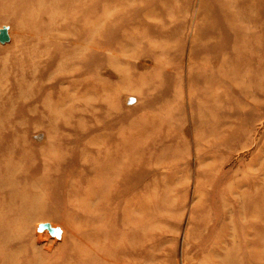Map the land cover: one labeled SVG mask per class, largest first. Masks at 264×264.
<instances>
[{
  "label": "rangeland",
  "instance_id": "rangeland-1",
  "mask_svg": "<svg viewBox=\"0 0 264 264\" xmlns=\"http://www.w3.org/2000/svg\"><path fill=\"white\" fill-rule=\"evenodd\" d=\"M17 1L0 2V159L24 160L30 196L45 180L35 193L45 211L6 234L16 240L2 253L64 264L84 247L72 232L103 222V252L117 247L119 264H264V0H167L164 14L153 0H87L84 42L21 25L38 4ZM77 45L85 71L74 85L55 69ZM94 163L106 174L82 181L105 204L84 210L68 190ZM128 194L141 207L123 219ZM44 220L66 231L63 244L38 242Z\"/></svg>",
  "mask_w": 264,
  "mask_h": 264
},
{
  "label": "bare ground",
  "instance_id": "bare-ground-1",
  "mask_svg": "<svg viewBox=\"0 0 264 264\" xmlns=\"http://www.w3.org/2000/svg\"><path fill=\"white\" fill-rule=\"evenodd\" d=\"M31 1L32 0H19L17 2L18 4L19 3L22 4L27 9L26 4L31 3ZM166 1L167 0H153L151 4L149 2L148 3L153 8L152 11L154 13L159 10H163V14H164V13H167L169 9L166 7ZM0 2H3V0H0ZM32 3H35L36 5L38 4V5L36 6L35 9L34 8L30 9V14L27 16V18L23 17L21 19L20 21L21 25H23V22H26V20H31V22L27 23L28 24L27 26H29L30 24V25H33L34 28L35 27L39 28V30L37 31V34L40 33L41 36H49V37H55V38L59 37L61 39L65 38L67 40L72 39L75 41L84 42V38H85L84 33H85V27H86L85 15L86 13L88 14L87 9L89 10V6L93 2H90L87 0H33ZM30 6L31 4H29V7ZM17 8L18 7H15V9L12 10V13H17L18 11ZM149 10L150 9H148V11ZM131 16L133 17V20H132L133 22L139 20L138 18L139 14H134ZM0 22H1L0 27L7 25L1 19H0ZM65 26L70 27V29H72L73 32L56 33L59 29L64 28ZM7 33L8 32L5 29L0 30V40H3V36H6ZM122 33H124V31L121 32L119 36L120 35L122 36L123 35ZM69 34L71 35L70 37L72 38L68 37ZM130 35L131 34L127 33V35L122 37L120 42L122 43L123 39H125L126 42L130 41ZM108 37L109 35L103 36V38H108ZM116 44H119V42H116ZM107 47L109 49L111 47L112 48L115 47V45L114 46L108 45ZM63 52L64 50H62L61 55L63 54ZM82 54H83V50H81V47L77 45L76 49L68 53V55L63 59V61L61 62V65L56 67L55 70L58 73V75L62 77H64L65 75H68L70 77H77V79L82 78L84 71H85V60L83 59ZM119 54L123 56L131 57L127 53V51L119 52ZM46 57L48 58L47 59L48 61L46 62L47 64L48 62L56 60L58 58V54L53 52L52 54H49V57L48 55H46ZM47 67L50 68L51 66H47ZM69 68L70 69L72 68V71L70 72V74H67L65 69H69ZM25 74H23V76ZM46 77L47 79H50L53 76L52 74H48L46 75ZM81 81L82 79L81 80L78 79L73 84L76 85L77 83ZM109 153L112 154V152H109ZM117 160L119 159L117 158ZM23 161L24 160L22 159H14L11 156H8L6 159L4 158L0 159V264H46V263H43L44 261L40 257L39 258H35L36 256L32 258H29L27 256H22L19 258L11 257V256L7 257L2 253L4 251L11 249L8 243H11L12 241L16 240L13 237L3 238L6 234H10L14 230H16L19 226L18 225L19 222H21L23 218L33 219L34 216L36 215L39 216L41 212L45 211V209L42 208L44 206V200L42 201V199L37 194H35L41 188V185L45 180H43L42 177L36 178L29 187L30 191H32V195L30 196L27 193H25L24 190L25 189L27 190L28 187L26 186L27 185L26 176L25 174L21 172ZM47 164L48 162H45L43 165L47 166ZM109 164H113V161H111ZM123 164L130 166L129 165L130 161H129L128 156L124 158ZM105 169H107V167H106V164L104 163L103 164H98V163L88 164L84 168H81V170L79 169V172L81 173L78 178V181L74 182V187L73 188L71 187L70 188L71 190H68L70 194L73 190L74 192L73 200L75 202L80 201V203L84 206L83 207L84 210L89 208L94 200L98 204L96 209L102 208L104 206L105 202L102 204V199L100 198L99 193L97 195H93L89 193L94 185L93 179L88 180L90 182H87V184L86 182L84 184L82 179L85 180L84 176L86 174H92L95 171L96 172L101 171L105 175L106 174L104 173ZM114 175L116 176V174H113L112 176L114 177ZM106 178L108 177H105L104 179ZM105 181H107V179ZM131 182L123 181V183H121L120 185H123V187L131 186ZM99 183H98V189L99 190L101 189L100 191H102L103 188L105 189L104 182L103 183L99 182ZM109 183H110L109 185L111 188L115 184L114 182H109ZM115 186H119V185L115 184ZM78 187H79L78 192H75L74 189ZM83 189H84V192H83ZM114 192H115V189H114ZM5 193L8 194V198H3V196L6 195ZM133 200H134V197H132L131 194H128L127 200L124 203L125 210H123V219H126L125 216H127V218H131L132 212L134 210L133 208L141 207L138 203H136V201H133ZM99 216L97 215L96 219L94 220L91 219V221H96L99 219L105 220V218L103 217L100 218ZM111 218L115 219L116 218L115 214L111 215ZM92 223L94 224V222ZM102 223L100 225L89 226V227L82 226L80 229L73 231L72 237L76 238V240H77V237H79L78 238L79 241L78 240L77 241L80 244L82 243L84 247L82 249H79L77 244L74 243L73 246L75 250H73L74 251L73 254L68 255V257L62 256L59 261L64 262V264H72L71 262L74 261V258H77L81 264H119L117 262V258H115L116 256L115 254L117 253V247H112L109 250H106V254H104L103 252L102 247L105 242L108 243L106 240L109 238V232L107 231L106 226ZM21 227L22 226H20V228ZM110 228L114 229L115 233L118 232L117 225H113ZM34 232L39 237L38 242L40 244L42 242H45L44 244L46 245L50 242L56 246V245L63 244L66 241V231L63 230L58 225L53 224L49 220H44V221L37 223L35 225ZM46 252L49 253V257H46V259L48 258L49 261L51 260L50 262H55L58 259L53 256L52 250L47 249ZM108 252L109 254H107Z\"/></svg>",
  "mask_w": 264,
  "mask_h": 264
}]
</instances>
